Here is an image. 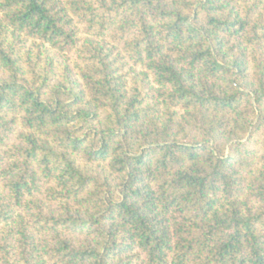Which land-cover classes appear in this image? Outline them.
Here are the masks:
<instances>
[{"label":"trees","instance_id":"obj_1","mask_svg":"<svg viewBox=\"0 0 264 264\" xmlns=\"http://www.w3.org/2000/svg\"><path fill=\"white\" fill-rule=\"evenodd\" d=\"M0 264H264V0H0Z\"/></svg>","mask_w":264,"mask_h":264}]
</instances>
